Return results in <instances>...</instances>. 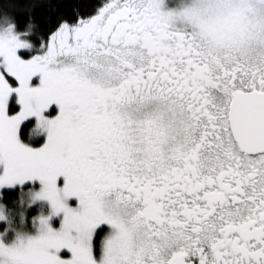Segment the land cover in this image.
<instances>
[{
  "label": "snow or ice",
  "instance_id": "1",
  "mask_svg": "<svg viewBox=\"0 0 264 264\" xmlns=\"http://www.w3.org/2000/svg\"><path fill=\"white\" fill-rule=\"evenodd\" d=\"M35 6L0 3V264H264V0Z\"/></svg>",
  "mask_w": 264,
  "mask_h": 264
},
{
  "label": "trees",
  "instance_id": "2",
  "mask_svg": "<svg viewBox=\"0 0 264 264\" xmlns=\"http://www.w3.org/2000/svg\"><path fill=\"white\" fill-rule=\"evenodd\" d=\"M16 4V7L12 8V12L18 17V19L23 22L26 18L25 6L28 4H35L36 6L33 8V16L37 19V21L43 23L45 20L48 10L44 7L46 0H13ZM72 0H63L64 4L71 3ZM0 3H4V0H0ZM64 11H68V8L65 7Z\"/></svg>",
  "mask_w": 264,
  "mask_h": 264
}]
</instances>
